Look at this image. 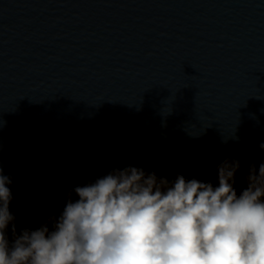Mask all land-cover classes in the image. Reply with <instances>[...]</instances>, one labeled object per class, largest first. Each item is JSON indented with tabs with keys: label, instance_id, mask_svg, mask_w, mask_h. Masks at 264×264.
Returning a JSON list of instances; mask_svg holds the SVG:
<instances>
[{
	"label": "water",
	"instance_id": "obj_1",
	"mask_svg": "<svg viewBox=\"0 0 264 264\" xmlns=\"http://www.w3.org/2000/svg\"><path fill=\"white\" fill-rule=\"evenodd\" d=\"M261 144L264 0H0V168L17 232L129 166L218 186V165L238 160L239 195Z\"/></svg>",
	"mask_w": 264,
	"mask_h": 264
},
{
	"label": "clouds",
	"instance_id": "obj_2",
	"mask_svg": "<svg viewBox=\"0 0 264 264\" xmlns=\"http://www.w3.org/2000/svg\"><path fill=\"white\" fill-rule=\"evenodd\" d=\"M239 167L221 162L218 186L113 169L70 191L59 215L19 232L0 168V264H264V163L250 166L238 195Z\"/></svg>",
	"mask_w": 264,
	"mask_h": 264
}]
</instances>
